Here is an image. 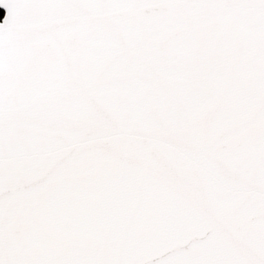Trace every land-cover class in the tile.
Returning <instances> with one entry per match:
<instances>
[{"label":"water","instance_id":"water-1","mask_svg":"<svg viewBox=\"0 0 264 264\" xmlns=\"http://www.w3.org/2000/svg\"><path fill=\"white\" fill-rule=\"evenodd\" d=\"M12 3L0 264H264V0Z\"/></svg>","mask_w":264,"mask_h":264},{"label":"snow or ice","instance_id":"snow-or-ice-1","mask_svg":"<svg viewBox=\"0 0 264 264\" xmlns=\"http://www.w3.org/2000/svg\"><path fill=\"white\" fill-rule=\"evenodd\" d=\"M53 6V0H13V3L9 5L11 9L9 19L13 25H23L28 23L37 13L44 12Z\"/></svg>","mask_w":264,"mask_h":264},{"label":"trees","instance_id":"trees-1","mask_svg":"<svg viewBox=\"0 0 264 264\" xmlns=\"http://www.w3.org/2000/svg\"><path fill=\"white\" fill-rule=\"evenodd\" d=\"M4 12L0 10V19H2Z\"/></svg>","mask_w":264,"mask_h":264}]
</instances>
